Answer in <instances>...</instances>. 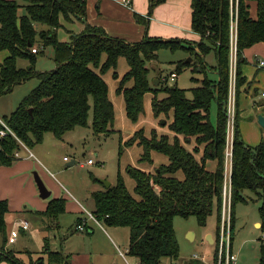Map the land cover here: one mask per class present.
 Wrapping results in <instances>:
<instances>
[{
  "label": "trees",
  "instance_id": "1",
  "mask_svg": "<svg viewBox=\"0 0 264 264\" xmlns=\"http://www.w3.org/2000/svg\"><path fill=\"white\" fill-rule=\"evenodd\" d=\"M149 1L151 16L155 8L167 0ZM251 3L257 4L256 19L251 16ZM191 8L192 31L201 38L194 45L198 53L194 46H186L180 40L163 42L145 38L140 43L128 44L110 38L102 28L85 22L82 33L71 35L70 42H61L58 39V31L63 27L61 20L83 22L87 14L86 0H0V52L10 54L0 69V98L13 92L18 85L39 80V86L17 110L3 118L29 149L42 144L49 133L59 141L78 128H90L95 135L113 133L109 129L115 121L114 106L103 75L113 70L114 78L118 79L116 70L120 58H125L130 67L117 90L126 102L128 119L132 123L138 122L144 113L145 95L149 93L154 94L152 111L156 118L169 117L173 112L169 126L176 134L173 141L167 136L159 137L155 131L147 138L144 130H140L120 150L122 153L123 147L138 144L144 151L141 162L152 163V152H158L167 156L170 164L160 167L155 174L128 167L127 173L136 183L135 196L126 188L121 174L115 185L92 194L93 215L101 224L130 230L128 256L137 259L139 264H161L164 258L176 262L180 249L174 230L175 217H195L200 226L205 227L214 212L218 216L214 258L217 264L228 164L226 104L231 83L232 24H237V104L239 89L245 84L241 71L247 64L244 52L264 44V0H192ZM38 25L45 28L39 30ZM38 44V53L34 54L32 50ZM46 47L54 50L56 68L40 73L35 66ZM180 49L189 51L194 58L192 64L180 62L177 72L192 68L203 75L202 80L193 79L200 86L189 90L191 98L188 91L177 86L153 88L149 78V61H155L161 50ZM211 53L217 60V65L212 68L204 59ZM104 56L106 60L102 62ZM18 59L29 61L30 67L18 68ZM209 71H216L219 80L210 79ZM129 81L134 82L132 88H126ZM160 91L165 92L167 98L159 100ZM214 104L217 106L216 123L211 119ZM91 110L93 120L90 125ZM236 120L231 160V246L236 205L245 202L242 192L261 189L264 200V142L253 148L247 146L236 127ZM177 136H183L185 143L195 139L193 152L188 151ZM200 147H203L202 152ZM20 150V143L12 136L0 138V167H12L19 160L15 154ZM200 152L202 157L198 160L195 155ZM209 161L217 163L215 171L207 169ZM179 171L185 175L183 181L174 177ZM65 212L66 201L58 199L51 200L42 215L58 221ZM9 213L8 201H0V234L4 245L9 242L6 222ZM261 214L264 233V205ZM260 254L259 264H264V239ZM47 255L48 264H70L60 253L48 252ZM5 260L19 264L11 252L2 249L0 262Z\"/></svg>",
  "mask_w": 264,
  "mask_h": 264
},
{
  "label": "crops",
  "instance_id": "2",
  "mask_svg": "<svg viewBox=\"0 0 264 264\" xmlns=\"http://www.w3.org/2000/svg\"><path fill=\"white\" fill-rule=\"evenodd\" d=\"M131 2V6H126L122 0H86L87 14L84 18L85 20L82 22L78 19H72V21L68 22L62 19L61 23L63 27L58 31V36L61 33L65 34V37L62 39L59 37V41L65 43L70 42L71 35H77L84 31L85 22L91 26L102 28L110 38L120 39L128 44L140 43L145 38H152L163 42L180 40L184 42V45L189 47H193L196 43L200 42L201 38L192 31V0H167L164 4L156 7L151 16L149 15V0H131ZM250 11L252 18L256 19V3H251ZM137 18L143 19V21L140 22ZM194 48L198 53V49L195 46ZM9 56L10 54L8 52H0V69L3 62ZM213 57L210 58L208 55V57L206 56L204 58L206 65L210 68L217 65L215 55ZM244 58L247 60V64L242 68L245 84L240 90V103L241 107L245 109V112L250 113V115L253 112L255 113V117H250L252 133L242 128L241 134L243 139H245L244 142H246V145L253 148L260 145L261 141L264 142V130L258 124V116H264V104L259 103L260 101L256 99L257 94H259L264 100V67L260 66V63L264 62V44L260 43L247 49L244 52ZM105 60L106 57L104 56L102 62ZM129 71L130 67L126 59L120 58L116 70L119 78H114L113 70L108 71L106 76L105 74L103 75V79L108 85V96L114 106L115 112L114 124L109 129L113 132L111 134H120L125 143L131 140L140 130H144L147 138H151L152 133L155 131L159 137L167 136L173 141L176 134L169 129L173 119V112L170 113L169 120L166 119L167 117L165 115L156 118L152 111L154 95H145L144 113L140 116L137 123H132L128 119L126 102L123 96L118 94L117 90L121 80ZM209 73L214 76L212 80H219L216 71H209ZM172 74H176V81L179 75L176 72H172ZM164 78L167 81L170 79V77L161 75L160 78L155 79L158 80L159 85L154 88L160 87L161 82H165L163 81ZM133 85L134 82L129 81L126 84V88H132ZM165 98H167L166 93L165 96L158 99L163 100ZM251 102H253V108L251 107ZM146 121L147 123H145ZM177 137L188 151L193 152L196 147L195 139L185 143L183 136ZM61 144L62 147L72 146L67 141ZM202 149L203 147H200L201 152ZM29 150L32 153V149ZM201 152L195 155L198 160H201ZM143 153V148L138 144L126 148L125 154L129 159L126 163V170L128 167H133L148 174H155L160 167L170 164L169 158L158 152H152V163L141 162ZM19 154V160L12 167H0V201H8L10 210V215L8 214L9 217L6 220L7 234L13 230L19 232V237L16 242L14 244L8 242L4 247V252H9L7 247L11 245L32 246L34 237L39 235L40 239H42H38V246L44 247L39 251H32L29 247H24V254H17L19 259L16 260L19 264H48V252L62 254L68 258L70 264H126L120 256V251H123L119 247L120 242H117L119 237L117 228L107 226L109 229L107 230L104 224H100L99 226L89 221L87 223V231L78 232L76 227L86 218L85 211L88 210L78 201H76V204L71 203L68 197L62 194L60 187L52 180L54 175L48 167L43 166L46 171L39 168V165L36 164V159L31 158L29 152L26 150L21 149ZM40 154L44 155L42 152ZM96 155L98 156V153ZM216 167V162L209 161L207 163V169L209 171H215ZM34 172H38L47 189L51 192V196L47 200L40 198V193L33 176ZM174 177L179 181L185 179L182 171L177 172ZM122 178L128 191L135 196V181L125 173L122 174ZM112 185L114 184L111 183ZM98 191L103 190L97 188V191H93L92 194ZM58 199H64L66 201V212L61 218L69 215V218L74 221L68 233H70V236L75 237L70 238L76 240L77 243L73 247L68 248L66 241H64V250L59 251L57 249L52 251L48 247L50 246L48 231H56L59 233L63 229V226L61 222L52 221L42 214L47 211L51 200ZM11 216L14 217L11 218ZM18 221L28 222L30 224V230L23 231L21 227L17 226ZM20 236H22V240H20ZM205 238L207 244L212 246L217 244L218 235L215 237L214 234L208 232L205 233ZM40 242H42V245ZM207 257L208 254H205L201 256V259L206 260ZM212 259L215 261L214 258Z\"/></svg>",
  "mask_w": 264,
  "mask_h": 264
},
{
  "label": "rangeland",
  "instance_id": "3",
  "mask_svg": "<svg viewBox=\"0 0 264 264\" xmlns=\"http://www.w3.org/2000/svg\"><path fill=\"white\" fill-rule=\"evenodd\" d=\"M42 28L45 27L38 25L39 30ZM59 37L62 39L65 37V34L60 33L58 38ZM37 46L36 47L39 48L40 45L38 44ZM213 56V53L209 55L210 58H214ZM193 58L194 57L191 56L189 51L181 49L177 51L161 50L157 54V59H155V61L148 62L150 73L149 78L152 82V87L154 88L153 83L156 78H160L161 75H164L165 77H171V73L176 72L179 77L175 82H172L169 79L167 84L163 83V85L158 88H172L177 86L179 89L188 91L187 95L189 98H191L192 93L189 90L200 86V84L193 82V79H197L198 81L202 80L203 75H201L198 71H193L192 68H188L180 73L177 71L180 62L192 64L193 62L190 60H193ZM208 60L210 61V59ZM17 66L20 69H28L30 67V62L24 59H18ZM35 67L36 71L40 73L51 72L56 68L54 50L52 47L45 48L44 54L39 57ZM242 68L241 71H243ZM106 75L107 73L105 76ZM208 76L210 79L214 78L211 73H209ZM38 86L39 80L33 79L24 84L18 85L10 94L2 96L0 98V118H7L11 116V114L17 110L20 103ZM240 90L241 88L239 89L237 104L236 127L240 129V133L242 128L248 130L249 133H252V129L250 128V117L252 116L254 118L255 113L252 112L250 115V113L245 112V109L241 107ZM148 95L153 96L154 94L150 93ZM162 96H165V92L160 91L157 97L161 98ZM256 99L257 101H260L259 103L264 104V100L259 96V94H257ZM251 107L253 108V102H251ZM166 119L169 120V117ZM211 119L212 122L216 123L217 106L215 104L212 106ZM92 120L93 111L91 110L89 114L90 125L92 124ZM145 123H147V121ZM241 137L243 139L242 134ZM244 140L245 139H243V141ZM64 141H67L68 143L70 142L72 146L62 147L61 143ZM122 142L123 139L120 134L95 135L91 129L80 128L75 132H71L69 134L67 133V135L64 136L61 141L57 140L50 133L46 134L43 143L32 148V153L35 156V161L36 164L39 165V168L46 171L43 166L48 167L50 172L54 175V178L51 177L52 180L57 184V186L60 187L62 194L68 197L71 203L76 204V201H78L86 208V210L94 212L95 205L91 196L93 191H97V188L101 190L105 188L101 181L107 180L108 182L115 185L119 174H121V176L123 173L128 175L126 163L129 161V159L125 154V150L128 147H123L122 153H120L121 146L124 145V142ZM41 152L44 155H41ZM96 153H98V156ZM65 158H67V161H65ZM89 160H92L94 164L89 165ZM73 161H76L77 163L72 167H68L67 164ZM227 163L225 181L227 180L228 182L227 187L229 199L231 192L232 163ZM262 194L263 191L261 189L256 191L245 190L242 192V197L245 202H239L236 205L232 251L238 257L237 264L260 263L262 240L264 239V233L262 232L259 225L263 222L261 209L264 205V200L262 198ZM9 215H7L6 220L8 219ZM62 216H60L58 222H61L63 229L59 233L56 231H48L50 239V246L48 247L52 251L57 249L59 251L64 250V241H66L68 248L73 247V245L77 243L76 240L70 238L72 236H70V233H68L74 221L69 218V215L61 218ZM12 217L14 216H11V218ZM116 228L119 232V237L117 240L118 243L120 242L119 247L124 253L128 254L127 250L129 249L130 230L128 228ZM105 229L109 230L107 226ZM174 230L180 249L179 259L176 262H173L171 259L164 258L161 264H215L212 258H215L217 246L207 244L205 238V233L208 232L214 234L215 237L218 235V216L215 212L208 218L207 225L205 227L200 226L195 217H191L189 219L175 217ZM10 234L11 232L8 234V239ZM22 239V236H20V240ZM38 239L41 240L42 238L40 239V236L36 235L32 241V246L11 245L7 247V250L13 254L15 259H19L17 254L22 253L23 255L24 247H29V249L32 251H39L42 247H44L38 246ZM40 243L42 245V242ZM5 246L6 245H4L3 237L0 234V250L4 249ZM205 254H208V257L205 261H203L201 256ZM196 256H198V258H196ZM127 260L130 264H139L137 259L128 255ZM0 263L14 264L6 260L1 261Z\"/></svg>",
  "mask_w": 264,
  "mask_h": 264
},
{
  "label": "built area",
  "instance_id": "4",
  "mask_svg": "<svg viewBox=\"0 0 264 264\" xmlns=\"http://www.w3.org/2000/svg\"><path fill=\"white\" fill-rule=\"evenodd\" d=\"M123 3L126 6H131L132 2L131 0H122ZM34 54L38 53V48H34L32 50ZM230 68H231V83H230V93L228 97V101L226 104V112L228 117V135H227V161L232 163V149L234 145V131H235V120H236V114H237V93H236V67H237V24H232L231 28V55H230ZM261 67H264V62L260 63ZM176 74H172L170 77L171 81H175ZM167 79L164 78L163 81H166ZM264 96V94H263ZM0 138H8L9 136H12L14 139H16L20 145L21 149L26 150L29 152V155L31 158H35V156L31 153L29 148L24 145L17 137L16 134L12 131L11 127L2 119L0 118ZM20 152V151H19ZM17 152L15 154V157L17 159L20 158V154ZM65 161H67V158H65ZM89 165H93L94 162L92 160L88 161ZM232 167V164H231ZM228 182L226 180L225 182V189H224V205H223V211H222V222H221V229L219 234V242H218V259L217 264H237L238 257L237 255L232 251L231 246V218H230V208H231V192L228 199ZM231 190V188H230ZM86 218L83 219L80 224L77 225L76 230L78 232H86L87 231V223L89 221L97 224L100 226V222L97 220V218L93 215V213H90L88 211H85ZM17 226L21 227L23 231H29L30 230V224L26 221H18ZM19 237V232L17 230H13L11 232V236L9 239L10 244H14ZM1 254V252H0ZM127 253L120 251V256L124 259L126 264H130L127 260ZM198 258V256H196ZM205 261V259H202ZM215 262V261H214Z\"/></svg>",
  "mask_w": 264,
  "mask_h": 264
},
{
  "label": "water",
  "instance_id": "5",
  "mask_svg": "<svg viewBox=\"0 0 264 264\" xmlns=\"http://www.w3.org/2000/svg\"><path fill=\"white\" fill-rule=\"evenodd\" d=\"M153 85H154V87H157L159 85L158 80H155ZM258 124L264 130V116L263 115H259L258 116ZM76 163H77L76 161H73V162L67 164V166L68 167H72ZM33 176H34V180L36 182V185H37L39 193H40V198H42L43 200H47L48 198H50L51 192L47 189V187L44 184L43 180L40 178L38 172H34ZM101 183L105 186L106 189L111 187V183L108 182L107 180H102ZM259 225L261 227V224H259ZM191 236H193V235L191 234Z\"/></svg>",
  "mask_w": 264,
  "mask_h": 264
}]
</instances>
